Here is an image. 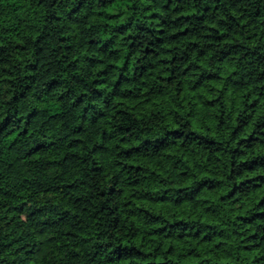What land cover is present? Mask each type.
<instances>
[{
	"label": "trees",
	"instance_id": "1",
	"mask_svg": "<svg viewBox=\"0 0 264 264\" xmlns=\"http://www.w3.org/2000/svg\"><path fill=\"white\" fill-rule=\"evenodd\" d=\"M0 264H264V0H0Z\"/></svg>",
	"mask_w": 264,
	"mask_h": 264
}]
</instances>
